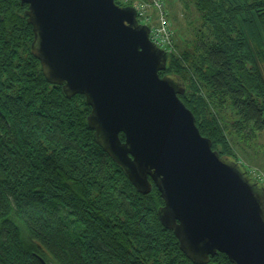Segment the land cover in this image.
I'll return each instance as SVG.
<instances>
[{
	"label": "trees",
	"instance_id": "trees-1",
	"mask_svg": "<svg viewBox=\"0 0 264 264\" xmlns=\"http://www.w3.org/2000/svg\"><path fill=\"white\" fill-rule=\"evenodd\" d=\"M181 2L196 17L159 75L183 83L200 134L238 161L231 135L264 134V0ZM26 8L0 0V264H196L161 224L156 186L139 193L94 140L85 97L46 80Z\"/></svg>",
	"mask_w": 264,
	"mask_h": 264
},
{
	"label": "water",
	"instance_id": "water-1",
	"mask_svg": "<svg viewBox=\"0 0 264 264\" xmlns=\"http://www.w3.org/2000/svg\"><path fill=\"white\" fill-rule=\"evenodd\" d=\"M20 2L46 80L68 98L85 97L94 140L139 193L156 186L164 202L158 218L185 256L264 264V186L200 134L179 98L183 83L159 75L168 55L136 8L115 0Z\"/></svg>",
	"mask_w": 264,
	"mask_h": 264
},
{
	"label": "rangeland",
	"instance_id": "rangeland-1",
	"mask_svg": "<svg viewBox=\"0 0 264 264\" xmlns=\"http://www.w3.org/2000/svg\"><path fill=\"white\" fill-rule=\"evenodd\" d=\"M119 5H131L136 8L138 21L149 26L153 35L162 46L171 44L170 49L161 47L166 53L175 51L173 36L175 31L185 37L190 34L189 21L196 17L195 13L186 11L181 0H118ZM142 15L143 18H139ZM170 31V38L163 34ZM164 41L162 43V40ZM177 80L178 78H174ZM179 81V80H178ZM238 161L245 167L249 175L264 186V134L258 137L245 138L231 135Z\"/></svg>",
	"mask_w": 264,
	"mask_h": 264
},
{
	"label": "built area",
	"instance_id": "built-area-1",
	"mask_svg": "<svg viewBox=\"0 0 264 264\" xmlns=\"http://www.w3.org/2000/svg\"><path fill=\"white\" fill-rule=\"evenodd\" d=\"M152 29L150 30V39H151V41L152 42H154L158 47H163L162 45H161V43L160 42H158L159 41V39H157L154 35H153V33H152ZM163 34H166V32H165V30H163ZM165 36H167L168 37V34H166ZM162 40V39H161ZM164 41L162 40V43H163Z\"/></svg>",
	"mask_w": 264,
	"mask_h": 264
}]
</instances>
